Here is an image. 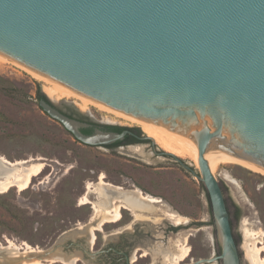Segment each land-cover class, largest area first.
Segmentation results:
<instances>
[{
    "label": "water",
    "instance_id": "water-1",
    "mask_svg": "<svg viewBox=\"0 0 264 264\" xmlns=\"http://www.w3.org/2000/svg\"><path fill=\"white\" fill-rule=\"evenodd\" d=\"M0 54L196 152L220 253L190 264H241L220 183L205 158L233 155L264 170V0H0ZM38 106L86 145L130 133L83 134V123L44 100ZM138 139L194 173L158 151L152 138ZM63 239V250L74 245L91 259L99 253L86 239ZM54 245L30 256L44 258Z\"/></svg>",
    "mask_w": 264,
    "mask_h": 264
},
{
    "label": "rangeland",
    "instance_id": "rangeland-1",
    "mask_svg": "<svg viewBox=\"0 0 264 264\" xmlns=\"http://www.w3.org/2000/svg\"><path fill=\"white\" fill-rule=\"evenodd\" d=\"M46 84L0 58V155L10 161L39 158L45 164L44 176L35 177L27 189L20 191L12 187L0 193L1 244L11 239L45 250L63 232L75 228L78 223L88 222L94 208L91 202L81 204L87 191L86 182H97L99 176L104 175L106 182L124 188L137 187L158 197L161 203L154 204V213H142L148 222L136 221L131 212L123 208L120 221L107 222L95 231L92 251L117 244L118 232H123L126 245L135 248L132 253L137 255L135 250L139 248L137 256L142 255L132 264H172L161 258L176 252L181 245L189 246L190 255L180 264L220 253L209 196L196 176L200 173L195 162L179 157L193 173L184 169L175 157L156 154L150 141L121 144L116 148L77 141L41 110L37 104L38 93L58 107L66 108L65 100L73 102L81 116L90 115L104 124L135 128L141 135L144 130L137 123L75 97L64 96L59 91L55 92L56 96H50L44 89ZM128 147L134 152H129ZM155 147L163 150L157 144ZM213 174L224 195L241 264H250L244 246H260L264 242V173L224 161ZM90 199L95 200V195L90 194ZM164 210L186 219L175 234L168 233L174 224L177 225L175 219L167 217ZM85 239L87 243L86 235L74 240L84 244ZM65 250L80 251L74 245ZM152 253L159 258L154 259ZM82 258L78 264H115L105 255L91 259L82 254ZM213 263L221 264V261Z\"/></svg>",
    "mask_w": 264,
    "mask_h": 264
},
{
    "label": "bare ground",
    "instance_id": "bare-ground-1",
    "mask_svg": "<svg viewBox=\"0 0 264 264\" xmlns=\"http://www.w3.org/2000/svg\"><path fill=\"white\" fill-rule=\"evenodd\" d=\"M0 58L15 64L30 74L32 77L43 80L47 84H51L52 86H48L47 84L44 86L45 91L50 96H56L55 92L59 91L64 96L75 97L81 101H84L85 103L92 104L96 107L112 112L123 119L141 125L142 129L146 133L145 135L152 138L154 143L163 149V151L169 152L177 157L189 158L196 163L199 169L198 154L177 137L166 132L165 130L79 95L74 91L58 84L57 82L37 73L36 71L14 60L12 61V59L10 60V58L8 59V57H5L4 55L0 54ZM128 150L129 152L133 151L132 147H128ZM205 159L212 173H214V170L224 161H233L255 171L264 173L263 169L245 162L233 155L221 156L215 160H210L208 158ZM39 160L41 159L29 158L10 161L4 156L0 155V193L7 192L12 187H16L20 191L27 189L32 183L33 179L40 175L44 170L45 164ZM104 178V175H100L97 182H86L87 191L81 198V204L88 202L92 203L94 212L91 215L90 220L86 223H78L75 228L63 232L57 238L55 242L57 246L54 245L56 247L52 250V252H50V254L44 258L32 257L30 254L41 253L44 251V249L31 246L25 241L16 243L11 239H7V243L5 245L0 243V264H78V261L83 259L82 253L80 251L63 250V238H76L86 235L88 239L87 246L92 248L96 238L95 231L102 229V226L107 222H118L121 219L123 208L130 211L136 221H142L144 220L142 213H154L156 210L154 204L161 203V200L158 197L145 193L137 187L124 188L119 185L106 182L104 181ZM90 194L95 195V200L90 199ZM164 213L167 217L175 219V222L178 225L186 223V219L175 214V212L164 210ZM149 221L150 224L153 223L151 220ZM244 248L246 250L245 257H247V260L250 262V264H264V256L262 255V253H264V242H261L260 246L253 244V246L245 245ZM189 255V246L181 245L176 252L162 256L161 259L172 264H180L181 262L185 261ZM131 256L130 262L136 260L137 255L132 253ZM152 256L154 259L159 258V255H156V253H152Z\"/></svg>",
    "mask_w": 264,
    "mask_h": 264
},
{
    "label": "flooded vegetation",
    "instance_id": "flooded-vegetation-1",
    "mask_svg": "<svg viewBox=\"0 0 264 264\" xmlns=\"http://www.w3.org/2000/svg\"><path fill=\"white\" fill-rule=\"evenodd\" d=\"M40 100H44L47 103H49L50 105L54 106L56 109H58L60 112H62L63 114L78 120L79 122L83 123V126H80L79 129L83 134H93L97 129L101 130V131H115V126H119V125H115V124H104L102 121L99 120H95L92 116L88 115V117L85 116H81L79 115L77 112L78 110L72 105L73 102H67L66 100L64 101L66 108L64 107H58L55 105V103L51 100H49L47 97H45L42 93H38L37 94V104L39 103ZM120 127H124L122 130H128L130 133H127L124 137V139L122 140L123 142H131L133 141V139H138L139 135L138 131L134 128H130L127 126H121ZM120 131H116V132H120ZM140 140V139H139ZM117 142V141H116ZM115 142L108 144L111 145V148H116V147H120L121 144H126V143H121V144H114ZM108 145H104V146H108ZM171 156V155H168ZM179 163V162H178ZM48 167L51 166L50 164H46ZM183 167V166H182ZM184 168V167H183ZM186 169V168H184ZM57 173V172H55ZM45 173L42 172V174H40V178H42L44 176ZM55 174H53L54 176ZM122 218V216H121ZM120 221V220H119ZM182 225V224H181ZM183 226L180 225H175L168 230V233L171 234H175V232L181 228ZM123 232H118V242L117 244L114 245H108L105 246L102 249L99 250H94V251H98L99 253L96 255L97 256H101V255H105L107 256V258H110L113 263L115 264H132V262H134L135 260L131 261L130 255L132 253V251L135 249L133 248V245H126L125 241L123 240ZM139 249V248H138ZM135 250V252L138 255L137 250ZM146 255V254H145ZM84 258H89L87 255L83 254ZM139 257H142V255L137 256L136 259H138ZM192 262V261H191ZM190 262V263H191Z\"/></svg>",
    "mask_w": 264,
    "mask_h": 264
},
{
    "label": "trees",
    "instance_id": "trees-1",
    "mask_svg": "<svg viewBox=\"0 0 264 264\" xmlns=\"http://www.w3.org/2000/svg\"><path fill=\"white\" fill-rule=\"evenodd\" d=\"M47 95V94H46ZM139 127V126H138ZM124 127H120V126H115V131H120L121 129H123ZM140 128V127H139ZM135 129V128H134ZM141 129V128H140ZM137 131H138V134L139 135H141V132L138 130V129H136ZM144 134H145V132H143ZM139 141H141V140H139V139H133V141H131V142H123L122 140L121 141H117V142H115L114 144L115 145H117V144H121V143H132V142H139ZM142 141H147V142H149V140H142ZM108 146H111V145H108ZM196 167V166H195ZM197 168V167H196Z\"/></svg>",
    "mask_w": 264,
    "mask_h": 264
}]
</instances>
